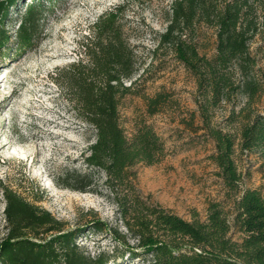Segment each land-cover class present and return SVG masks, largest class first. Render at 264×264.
Listing matches in <instances>:
<instances>
[{"label":"trees","instance_id":"1","mask_svg":"<svg viewBox=\"0 0 264 264\" xmlns=\"http://www.w3.org/2000/svg\"><path fill=\"white\" fill-rule=\"evenodd\" d=\"M15 1L0 0V48L8 42L4 22ZM121 11L115 7L99 16L81 43L83 56L54 77L77 116L95 129L85 161L104 171L126 232L96 213L87 225L110 234L122 247L121 257L128 253L148 264H264V195L240 187L243 176L234 159L237 136L215 123L216 111L225 105L231 123L243 115L239 148L264 155V73L250 49L255 38L264 40V0H174L160 35V46H170L196 79L202 127L215 143L214 159L234 198L230 212L211 202L205 219L195 212L191 221L148 201L137 189L133 167L158 163L167 146L152 124L143 122L132 137L121 124V100L136 93L132 79L137 70L136 51L119 23ZM44 12L42 1L27 7L16 34L19 45L38 38ZM201 23L215 28L211 57L202 55L195 42ZM164 101L163 93L147 97L149 112H157ZM89 177L79 174L76 182ZM90 185L67 186L86 192ZM5 197L8 231L0 242V264H108L117 256L87 255L77 243L84 226H69L13 190Z\"/></svg>","mask_w":264,"mask_h":264},{"label":"rangeland","instance_id":"2","mask_svg":"<svg viewBox=\"0 0 264 264\" xmlns=\"http://www.w3.org/2000/svg\"><path fill=\"white\" fill-rule=\"evenodd\" d=\"M32 1L16 0L10 8L4 22L9 38L0 48V242L8 231L5 192L13 190L69 226H84L77 243L87 255L107 252L117 255L108 264H148L128 253L121 257L122 247L110 234L87 225L96 213L126 232L106 187L104 171L85 161L95 129L77 116L54 80L59 69L83 56L81 43L92 24L115 7L122 10L119 23L137 54L132 79L136 80V93L121 100V124L128 137L143 122L152 124L167 146V155L158 163L133 167L137 189L148 201L190 221L195 212L205 219L211 202H220L230 212L233 193L214 159L215 143L202 127L196 79L170 46L159 43L174 0H38L45 6L41 33L32 44L19 45L20 19ZM195 42L202 55L213 56L215 28L199 24ZM250 49L264 73V40L255 38ZM159 93L165 101L157 112L150 113L147 97ZM261 108L264 110V95ZM229 110L227 105L219 108L215 123L237 136L234 159L243 176L240 187L259 189L264 195V155L239 148L245 119L239 115L231 123ZM86 172L90 177L76 182ZM85 182L91 184L86 192L67 186L80 187ZM129 242L135 244L133 239Z\"/></svg>","mask_w":264,"mask_h":264}]
</instances>
